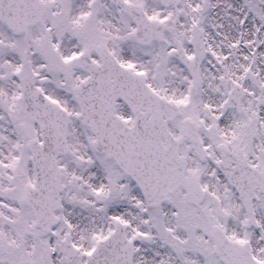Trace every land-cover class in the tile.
I'll return each mask as SVG.
<instances>
[{"label":"snow or ice","instance_id":"1","mask_svg":"<svg viewBox=\"0 0 264 264\" xmlns=\"http://www.w3.org/2000/svg\"><path fill=\"white\" fill-rule=\"evenodd\" d=\"M0 264H264V0H0Z\"/></svg>","mask_w":264,"mask_h":264}]
</instances>
